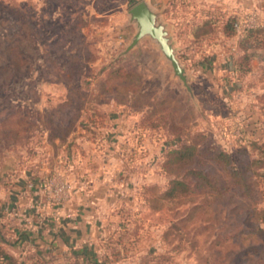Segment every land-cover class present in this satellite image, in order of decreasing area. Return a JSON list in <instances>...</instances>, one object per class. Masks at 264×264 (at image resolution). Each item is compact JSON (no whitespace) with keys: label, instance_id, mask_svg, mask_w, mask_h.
Listing matches in <instances>:
<instances>
[{"label":"rangeland","instance_id":"1","mask_svg":"<svg viewBox=\"0 0 264 264\" xmlns=\"http://www.w3.org/2000/svg\"><path fill=\"white\" fill-rule=\"evenodd\" d=\"M141 1L166 25L192 96L149 37L123 54ZM256 29L264 0H0V168L54 177L58 200L41 184L26 196L46 220L36 231L76 217L75 192L96 201L90 246L45 264H264V224L249 213L264 208V47L245 38ZM246 48L257 55L237 73ZM189 144L200 153L176 170L173 151ZM211 147L235 166L257 161L254 206L194 187L196 166L222 175Z\"/></svg>","mask_w":264,"mask_h":264},{"label":"crops","instance_id":"2","mask_svg":"<svg viewBox=\"0 0 264 264\" xmlns=\"http://www.w3.org/2000/svg\"><path fill=\"white\" fill-rule=\"evenodd\" d=\"M33 173L15 171L9 166L3 170L0 168V264H27L34 256L55 260L62 253L90 246L89 242L96 233L95 221L87 210V206L92 210L90 206H94L96 201L93 196L88 199L81 192H75L73 199V209L80 213L76 217L70 214L49 228L36 231V220L25 224L21 219L6 215L4 209L13 201L23 209L30 205L26 197L32 190L29 186L44 182L42 171H36V175Z\"/></svg>","mask_w":264,"mask_h":264},{"label":"trees","instance_id":"3","mask_svg":"<svg viewBox=\"0 0 264 264\" xmlns=\"http://www.w3.org/2000/svg\"><path fill=\"white\" fill-rule=\"evenodd\" d=\"M131 3H134V0H130ZM237 31V24H230L224 26V34L226 35H234ZM263 33L262 36L256 37V34ZM245 38L250 40L251 43L255 44V47L262 48L264 47V30H251L247 32ZM252 46H249L250 49ZM247 50V48H246ZM244 50L243 55L239 57V60L236 64L235 71L237 73L247 74L250 71V60L255 57L257 54L254 52H249L248 50ZM210 153L208 157V161H210L211 165L214 167H219L220 175L213 174L209 171H201L199 167H194L192 176L195 188H200L205 193H211L215 197L216 200H223L228 198L229 192L235 190L238 192L239 197L242 200L250 203V206H254L257 202V191L255 190L254 181H252L251 174V165L253 163H257V161H251L249 163L241 166L233 165L231 156L224 152V150H220L215 147L210 148ZM197 152V153H196ZM200 150H197L196 145L189 144L177 148L173 151V161L178 164L177 168H181L189 164V161L193 159L195 154H199ZM180 163V164H179ZM184 183L181 180H173L171 181V186L164 193L166 196L175 197L180 191L179 187H184ZM233 211V209H232ZM251 213V220L258 225L259 223L264 224V208L256 209V207L249 210ZM257 232L264 235V231L257 226H254ZM253 228V229H254ZM247 231L243 229V232ZM254 251H260V249H255ZM72 253V251H71ZM74 255H77V253ZM79 255V254H78ZM45 259L39 258L37 256L31 257L28 260L27 264H45Z\"/></svg>","mask_w":264,"mask_h":264},{"label":"water","instance_id":"4","mask_svg":"<svg viewBox=\"0 0 264 264\" xmlns=\"http://www.w3.org/2000/svg\"><path fill=\"white\" fill-rule=\"evenodd\" d=\"M128 16L130 21L135 23L136 31L123 54L136 47L143 38L149 37L158 45L161 54L172 70L173 76L181 81L183 87L192 96L186 71L176 58L168 29L160 20L158 13L147 2L141 1L128 10Z\"/></svg>","mask_w":264,"mask_h":264},{"label":"built area","instance_id":"5","mask_svg":"<svg viewBox=\"0 0 264 264\" xmlns=\"http://www.w3.org/2000/svg\"><path fill=\"white\" fill-rule=\"evenodd\" d=\"M53 178L54 177H48L46 180H44L43 183H41L40 186L43 188L44 192L48 195V198L50 200L53 198L55 201L58 200V198H54L55 195L48 192V187L52 183ZM29 188L32 189L31 191L33 192L31 196H33V198H36V194H34L35 193L34 188H36V185L35 186L30 185ZM29 207H30L29 209L26 208L24 210H20L19 205L13 203L11 206H8L4 209V213L13 218H18L23 220L25 224H31L33 220H36L37 225L41 228L42 225H45L46 220L44 219L43 215H41V213L36 215V200L30 201Z\"/></svg>","mask_w":264,"mask_h":264}]
</instances>
